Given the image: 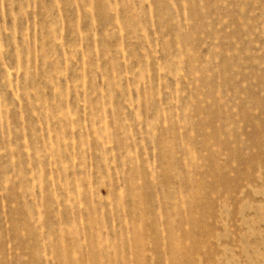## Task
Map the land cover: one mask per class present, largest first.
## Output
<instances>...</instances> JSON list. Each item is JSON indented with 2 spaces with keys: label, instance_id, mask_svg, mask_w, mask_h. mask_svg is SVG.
<instances>
[{
  "label": "rangeland",
  "instance_id": "1",
  "mask_svg": "<svg viewBox=\"0 0 264 264\" xmlns=\"http://www.w3.org/2000/svg\"><path fill=\"white\" fill-rule=\"evenodd\" d=\"M0 264H264V0H0Z\"/></svg>",
  "mask_w": 264,
  "mask_h": 264
}]
</instances>
